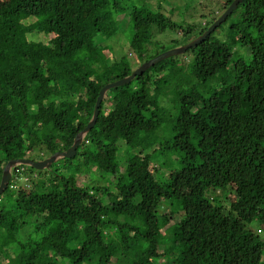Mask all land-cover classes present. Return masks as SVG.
I'll return each instance as SVG.
<instances>
[{"label": "trees", "instance_id": "trees-1", "mask_svg": "<svg viewBox=\"0 0 264 264\" xmlns=\"http://www.w3.org/2000/svg\"><path fill=\"white\" fill-rule=\"evenodd\" d=\"M233 1L216 0L218 16L198 28L163 0H0V182L11 160L67 151L103 87L193 41ZM221 27L111 90L76 157L15 169L0 195V264H264L250 226H264V0H244ZM124 29L125 52L97 41L120 46ZM167 32L170 46L158 39ZM230 186L228 210L208 199ZM175 196L183 212L169 224L158 208Z\"/></svg>", "mask_w": 264, "mask_h": 264}, {"label": "rangeland", "instance_id": "rangeland-1", "mask_svg": "<svg viewBox=\"0 0 264 264\" xmlns=\"http://www.w3.org/2000/svg\"><path fill=\"white\" fill-rule=\"evenodd\" d=\"M139 1L140 2L146 1L147 3L149 2L150 4L156 6L157 4H155V3L160 1V0H139ZM162 4L164 5V7H166L167 10H169V14L173 20H175L177 22H182L181 20H183V17H186V19L190 20V23L194 24L198 28H200V26L203 22V15L204 14L207 15L206 16L207 19H211L214 16L215 17L218 16V15H216L215 12H217V13L220 12V10H219L220 4H218L216 2V0H163ZM173 9H175V10H173ZM239 19H240V13H235L228 20L227 24L220 28V31L217 33V36H219L223 40H226L227 36L230 32L231 25L238 24ZM126 29H124L123 33H120L119 37L116 38V39L122 38V39H120V40H122V44L120 46H119V44H116V40L105 42L103 38L98 37L97 41L100 44H102L103 48L106 50H107V46L112 47L116 54L117 53L120 54L121 52H125V50L127 49V47H126L127 42L125 40L127 39L126 37L129 36V33L126 32ZM120 35H122V36H120ZM176 37H177V35L174 34V32H167L166 34L158 36V39L163 40L164 42H166V44H168L170 46L169 42L174 40ZM41 39H42V37L39 38L38 40H41ZM45 41H47V40H45ZM235 43H236L235 49H237L241 52L247 53V49H245V47H241L240 43L238 44V41H235ZM115 44H116V46H115ZM248 55H249V53H248ZM198 89H201V88L198 87ZM170 102L172 103V105H171V107H172L174 103L172 101H170ZM26 158H29V159L31 158L32 160H36V161L40 160L38 152H35V151L31 154H28L26 156ZM155 161H156V163L157 162H160V163L163 162L162 159H156ZM86 168H87L86 165H84L83 170H86ZM167 170H168V167L161 168L159 170V176H160V173H162V171H163V173H165V171H167ZM95 174L98 177L100 176L97 173H95ZM101 177L102 176H100V178ZM105 178H106L107 182L112 180V178L109 177L108 175H106ZM103 180H104L103 181V184H104L106 180L105 179H103ZM87 181H88V179H86L84 177H81L79 179V182L81 184H83L84 182H87ZM27 182L24 181V183L26 185H27ZM24 183H23V185H25ZM109 184H110V182H109ZM234 190H235V187L230 186L227 191L209 192L208 193V199L213 201L214 204H216L218 206L225 207L228 210L230 207V204L232 203V201L234 199V194H233ZM6 201H8V200H6ZM183 206H184V200L180 196H175L169 200H165L164 202H162V204L158 208V217L162 221L166 220L167 223H169V224L177 223L182 216ZM260 211H262L261 216L264 217V204H262ZM250 226H251V229L254 230L258 235H260L261 238L264 240V226L258 227L257 222H253ZM32 229H34V223L27 224V226L24 228V231L22 230V232H21L22 234H20V237L21 238L28 237V234H30ZM162 231L163 232L161 234H162V237L165 238V241L169 240L170 236L167 235V230L162 227ZM98 262H99L98 259H94L93 261L85 262L82 264H98ZM59 263L60 262H58V264Z\"/></svg>", "mask_w": 264, "mask_h": 264}, {"label": "water", "instance_id": "water-1", "mask_svg": "<svg viewBox=\"0 0 264 264\" xmlns=\"http://www.w3.org/2000/svg\"><path fill=\"white\" fill-rule=\"evenodd\" d=\"M244 0H234L233 3L227 8V10L215 20V22L199 37L194 39L193 41L189 42L186 45L177 46L175 48H172L157 57L149 60L148 62L142 64L138 68H136L132 74L128 77H125L119 81H116L114 83H109L105 87L101 89L99 92L93 116L86 126V128L77 134V136L74 139L73 145L67 150V151H60L56 152L53 155L49 156L48 158H45L43 160L35 161L32 159H15L9 161V163L5 166L0 182V195L5 193L9 187V183L11 182L14 171L16 168L20 166H27L31 167L38 171H44V170H50L52 165L56 162H59L63 159H72L76 157L78 149L83 145L85 142L86 137L91 132V130L95 127L97 124L99 115H100V108L103 103V101L106 99L107 94L116 88H120L123 86H126L130 83H132L138 76H141L146 71H148L153 66L171 58V57H177L186 54L191 49H195L198 47L201 43H203L205 40H207L211 34H213L219 27H221L227 19L238 9L241 3H243Z\"/></svg>", "mask_w": 264, "mask_h": 264}, {"label": "built area", "instance_id": "built-area-1", "mask_svg": "<svg viewBox=\"0 0 264 264\" xmlns=\"http://www.w3.org/2000/svg\"><path fill=\"white\" fill-rule=\"evenodd\" d=\"M15 178H16V176H15ZM18 179H19V181H22V182H19V183H23L24 181H25V182L28 181V178H25V177L22 176V175H21ZM26 186H28V184H27ZM13 187H14L15 189L18 188V184H14Z\"/></svg>", "mask_w": 264, "mask_h": 264}]
</instances>
